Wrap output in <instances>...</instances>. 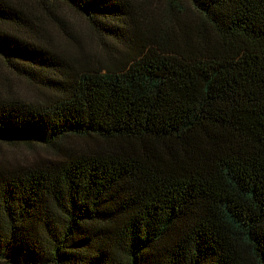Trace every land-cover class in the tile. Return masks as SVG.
<instances>
[{
  "label": "trees",
  "instance_id": "trees-1",
  "mask_svg": "<svg viewBox=\"0 0 264 264\" xmlns=\"http://www.w3.org/2000/svg\"><path fill=\"white\" fill-rule=\"evenodd\" d=\"M32 1L0 61L49 95L0 96V148L51 154L0 167V264H264V0ZM62 8L109 61L47 39Z\"/></svg>",
  "mask_w": 264,
  "mask_h": 264
},
{
  "label": "rangeland",
  "instance_id": "rangeland-1",
  "mask_svg": "<svg viewBox=\"0 0 264 264\" xmlns=\"http://www.w3.org/2000/svg\"><path fill=\"white\" fill-rule=\"evenodd\" d=\"M151 5L161 12L166 3L163 0H139ZM33 9L40 6L32 1L28 2ZM55 13L65 22L59 24L46 18L42 24L45 36L56 48L65 51L68 55L84 58L92 63L99 64L109 61L102 41L90 29L86 21L77 14L65 8L55 10ZM69 32V33H68ZM49 93L31 84L29 81L11 72L0 61V96L9 99H20L38 103L47 99ZM85 139L72 138L71 145H82ZM51 152L43 147L3 146L0 148V167H12L19 163H30L50 156Z\"/></svg>",
  "mask_w": 264,
  "mask_h": 264
}]
</instances>
